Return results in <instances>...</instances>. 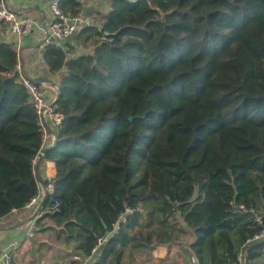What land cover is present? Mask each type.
Segmentation results:
<instances>
[{"label":"trees","instance_id":"16d2710c","mask_svg":"<svg viewBox=\"0 0 264 264\" xmlns=\"http://www.w3.org/2000/svg\"><path fill=\"white\" fill-rule=\"evenodd\" d=\"M83 1L62 7L77 16ZM104 3L78 32L87 52L58 39L42 51L65 114L42 157L57 168L45 217L85 257L108 236L101 261L152 264L154 249L179 245L193 264H264V0ZM8 28L0 22V219L41 194L34 160L47 131Z\"/></svg>","mask_w":264,"mask_h":264},{"label":"crops","instance_id":"0c3cea01","mask_svg":"<svg viewBox=\"0 0 264 264\" xmlns=\"http://www.w3.org/2000/svg\"><path fill=\"white\" fill-rule=\"evenodd\" d=\"M97 1H83V7L79 14V30L93 24L95 21L91 13L105 6V4L102 5ZM6 2L17 13L32 15L39 21V28L25 33L22 39L21 37L19 38V48L23 53L22 63L24 62L26 49L36 55L37 59H30V63L28 64L29 70L27 72L29 71L28 74L41 83L46 97L50 101H53L57 95V89L54 88L57 85L53 84L52 81L58 79L59 75L58 77H51V74H49L45 65L46 62L42 61L44 46L41 45L43 28L50 16V0H6ZM63 44L64 48H67L69 45L77 46L72 36L67 40H63ZM23 68L25 69L22 65ZM40 78H45L46 80H41ZM45 141V145L53 141L48 131H46ZM34 162L37 163V170L42 182L46 181L48 185L57 173L55 161L38 159L36 157ZM41 192L43 193L42 188ZM40 206L41 203L26 206L0 219V252H11L13 264H27L29 258L32 260L31 264H77L74 258L76 255H81L85 259V264H123L124 258L120 259L119 263L111 260V257L101 261L100 257L103 253L101 249L95 250L93 251V255L85 257L77 249L79 242L76 240H66L63 233L59 232L60 226L56 225L48 217H45L46 211L41 209L42 207ZM45 243H49L47 246L49 251L45 248ZM55 247L60 249L59 252H55ZM40 248L44 252L43 257L39 254ZM158 248L153 253L155 257L154 261H157L156 259L167 258L169 248L167 246ZM72 250H74V253H72ZM125 254L126 252H124L123 257ZM70 257L71 259H69Z\"/></svg>","mask_w":264,"mask_h":264},{"label":"built area","instance_id":"2783aa9c","mask_svg":"<svg viewBox=\"0 0 264 264\" xmlns=\"http://www.w3.org/2000/svg\"><path fill=\"white\" fill-rule=\"evenodd\" d=\"M63 0H50V16L47 22H45L43 28V38L41 39V45L47 46L51 43L56 42V40H66L74 35L79 28L80 16H73L69 13H66L62 7ZM0 22L8 23L9 28L8 32L20 38L21 35L25 33H29L33 30H36L40 27L39 21L35 19L32 15L29 14H21L14 11L6 0H0ZM44 62V58H42ZM19 70H22V64L19 62L17 65ZM22 84L27 89L31 101L36 109L37 114L39 115L40 122L43 124V112L47 108L45 113V118L51 123V125L58 130V128L63 124L65 119V114L56 109V106L49 107L50 101L41 86V83L37 82L35 78L31 75L22 76ZM56 88V87H54ZM44 126V124H43ZM45 127V126H44ZM45 187V186H44ZM46 193L54 194L55 193V185L51 181L47 187H45V194L41 192L37 197L33 198L27 206H31L33 204H40L41 206L44 202ZM60 202L58 199L54 200V207L58 210ZM40 206V207H41ZM244 208V205L240 206ZM17 209H13L12 212H16ZM133 211L132 208H127V214H131ZM249 211L253 212V209L250 208ZM123 220H125V216L123 215ZM256 220L261 222V216H257ZM264 236V227L260 231V233L256 237ZM108 236L100 237L98 239L97 246L93 249L95 251L98 246L102 245ZM75 260L77 264H85V259L81 255H76ZM0 264H13V256L11 252L4 251L0 252ZM225 264H248L242 255H239L237 261L229 262Z\"/></svg>","mask_w":264,"mask_h":264},{"label":"rangeland","instance_id":"374dc122","mask_svg":"<svg viewBox=\"0 0 264 264\" xmlns=\"http://www.w3.org/2000/svg\"><path fill=\"white\" fill-rule=\"evenodd\" d=\"M97 2H99V3H101L102 5L103 4H105V6H102V9L101 10H103V11H108L110 8H109V6H108V4H106V3H104V0H98ZM91 16L93 17V20L94 21H96V16H95V11L93 12V13H91ZM95 23V22H94ZM93 23V24H94ZM92 25V24H91ZM77 32H79V28H78V30H77ZM75 33L74 35H72V37H73V41H74V43L77 45V46H75L74 47V49H72V51H73V53H72V55H77V54H80V53H84V52H87L90 48H88V47H86V48H84V44H83V41L78 37V33ZM67 40V39H66ZM81 41V42H80ZM70 42V41H69ZM30 59H37V57H36V55L35 54H33L31 51H29L28 49H26V51H25V55H24V62L26 63H22V60L20 61V63L23 65V67H25V69L26 70H29V68H28V64L30 63ZM44 62H45V60H44ZM30 67V66H29ZM29 72V71H28ZM51 77H54V76H51ZM53 80H54V78H52ZM46 80V79H45ZM49 80V79H48ZM56 80H58V79H56ZM56 80H54V81H56ZM56 89H57V87H56ZM55 89V90H56ZM48 244L49 243H45V248L47 249V251H49V249L47 248V246H48ZM159 247H162V246H159ZM171 249H169L168 251H167V258H166V261H168L169 262V264H184V262H185V260L187 261V262H190L191 264H193V260L190 258V257H187V258H185V256H184V253L181 251V249H180V247H179V245H172V247H170ZM156 249H159L158 247L156 248ZM156 249H154L153 250V253H154V251L156 250ZM59 248H57V247H55V252H59ZM72 253H74V250H72ZM39 254L43 257V255H44V252L41 250V248H40V252H39ZM160 255V254H159ZM184 258V259H183ZM191 260V261H189V259ZM69 259H71V257L69 258ZM73 259V258H72ZM153 260H155L154 259V256H153ZM31 262H32V260H31V258H29L28 259V263L27 264H31ZM154 263H159V264H161V260L160 259H157V261H155V262H152V264H154ZM123 264H125L124 262H123ZM149 264H151V263H149Z\"/></svg>","mask_w":264,"mask_h":264},{"label":"water","instance_id":"95a60500","mask_svg":"<svg viewBox=\"0 0 264 264\" xmlns=\"http://www.w3.org/2000/svg\"><path fill=\"white\" fill-rule=\"evenodd\" d=\"M59 91H57V95H56V98L49 104V107H53L56 105V101L58 100L59 98ZM47 111V108L44 110L43 112V124L45 126V129L51 134L52 138H53V141L48 144V145H45L39 152L38 154V159L39 158H42L48 151L52 150L53 148H55L59 142V134H58V130L55 129L51 123L45 118V113ZM37 164V163H36ZM37 173V177H38V180L40 182V185H41V188L43 190V194H45V187L41 181V178L38 176V172L36 171Z\"/></svg>","mask_w":264,"mask_h":264}]
</instances>
